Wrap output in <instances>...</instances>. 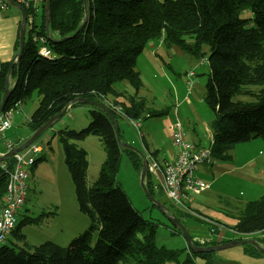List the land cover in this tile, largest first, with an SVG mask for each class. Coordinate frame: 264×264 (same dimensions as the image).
<instances>
[{
  "label": "trees",
  "instance_id": "16d2710c",
  "mask_svg": "<svg viewBox=\"0 0 264 264\" xmlns=\"http://www.w3.org/2000/svg\"><path fill=\"white\" fill-rule=\"evenodd\" d=\"M45 1L22 2L28 23L19 70L17 66L11 69V61L0 59V104L9 72V78L14 80L10 82L12 93L5 110L19 101L23 103L33 90L39 93V105L28 120L32 133L78 97L105 104L118 122L122 116L167 114L168 110L149 106L138 93L143 86L138 58L150 42L161 41L198 59L207 56L210 68L204 100L214 112L209 146L216 158L231 159V151L238 143L257 137L264 139V0H87L86 21L83 0H52L50 35L46 29ZM10 6L6 2V7ZM246 13L249 16L245 17ZM19 36L20 30L17 51ZM42 45L50 49V56L39 52ZM125 80L137 90L136 95L117 89L116 83ZM238 96L252 99L242 100ZM113 105L122 106L124 114L114 110ZM90 114L87 127L77 130L65 126L56 132L64 147L79 208L90 218L89 227L68 246L52 240L32 245L18 222L11 233L23 245L7 239L0 245V264H166L177 259L179 250L156 242L160 223L145 218L133 206L117 179L123 152L139 173L142 157L119 144L114 125L104 111L91 106ZM89 135L98 136L106 151L101 171L92 184L88 178V152L75 142ZM44 158L43 153L34 166ZM7 161L6 169L0 165L1 204L15 158ZM146 183L157 199L164 196L150 171ZM167 205L184 222L187 214L170 202ZM236 217V225L226 231L232 229L240 234L238 239L264 230V192L240 206ZM41 219V215H26L23 223L39 225ZM172 230L181 233L175 226ZM222 241L194 242L215 245ZM261 244L264 246V237ZM192 253L206 258V264H216L214 252ZM188 262L193 263L190 258Z\"/></svg>",
  "mask_w": 264,
  "mask_h": 264
},
{
  "label": "rangeland",
  "instance_id": "374dc122",
  "mask_svg": "<svg viewBox=\"0 0 264 264\" xmlns=\"http://www.w3.org/2000/svg\"><path fill=\"white\" fill-rule=\"evenodd\" d=\"M244 15L245 17L249 16L248 13ZM21 21L22 12L15 6L0 8L1 60L12 58L16 53L15 48ZM150 48L156 49L153 51ZM159 48H173L174 50H165L160 54ZM175 48L178 47H167L164 43L157 45H150L149 43L146 45L145 50L140 55L141 57L139 56L141 61H137V69L140 71L141 79L144 82V87L142 86L138 93L140 96H145L149 106L155 107L154 103L167 105V108L171 109L173 113L176 108V111L183 113V108L172 104V101H177L178 95L182 99L186 96L194 97L195 93L198 94L199 97L195 95L196 99H194L197 102H195L197 107L189 114L190 118L183 120L184 125L181 123L188 131V135H191L193 125H195V128L197 127L200 134L208 135L210 134L209 121L211 120V115L214 117V112L204 100L207 74L210 68L207 56L198 59L184 53L182 50L177 52ZM155 55L159 61L155 60ZM191 72L195 73L194 76L190 75ZM117 83L122 90H125L126 86L134 88L127 80ZM253 87L257 88L256 86ZM136 94L137 90L135 89L134 95ZM237 98L242 100L252 99L249 96H238ZM39 99L38 91L33 90L30 95L25 97L23 103L21 102L24 111L15 112L12 127L5 133L8 138L22 137L28 139L31 136L32 132L28 126L29 119L27 117L30 118L38 107ZM90 108V105L82 103L71 107L62 118L65 122L63 127L68 126L77 130L87 127L91 120ZM204 113L208 115L201 119L200 115ZM156 119L158 118L146 116L140 119L143 124L141 137L140 131L132 125L130 120L119 117L121 136L125 137V141L128 144L140 149L145 154L144 135L148 144L152 145V140L155 137L167 148L171 144V140L164 132V126L154 130L155 127L152 126V123ZM56 125L32 144L40 146L42 150L39 153H31V156L37 158L44 153L45 158L30 169L28 177L29 189L25 204L27 210L25 213H21V210V214L18 216L20 231L27 235V240L32 245L52 240L68 246L74 237L82 233L90 225L89 216L79 208L75 184L65 160L63 144L56 133ZM190 139H194L193 135L190 136ZM263 140L261 137L254 138L252 141L249 140L254 145L250 148L251 150L246 152L244 148L248 145L245 142L248 141L238 143L236 149L234 148L235 150L231 151L232 159L217 158L213 169H202L201 176L212 181L211 189L208 192L205 191L202 195H195L196 201L192 204L193 208L204 211L206 216L212 217V219L223 223L228 228L235 226L239 207L243 206L245 202L259 198L264 192V177L262 173V169H264V152L261 153L264 150ZM49 141L50 143H48ZM75 142L88 152V178L89 184H92L98 177L102 163L106 158L105 148L96 135H89ZM206 143L203 139V145ZM30 147L21 151L20 154H28ZM5 148L4 143L0 141V152L4 153ZM250 159L255 161L253 160L251 161L252 164H249L248 161ZM4 164L9 167L7 160H5ZM152 176L158 187L162 189L159 178L154 174ZM117 179L128 193L133 206L141 211L145 218L153 219L160 223L156 234L157 244L179 250L177 259L168 260L166 264H206L207 259L193 254L186 238L181 234L182 232L174 233L172 230L173 225L169 219L157 206H153L152 201L142 188L140 173L134 168L126 152H123ZM219 193L222 194L220 195ZM160 200L166 206L170 202L165 194L164 196L162 195ZM27 212L32 217L41 215L43 218L41 223L39 225L23 223ZM57 212L58 215H56ZM184 214L187 215L183 217V220L191 231L194 241L201 235L210 234L208 231L209 224L206 221L186 211ZM253 236L259 239V242L262 241V236L259 233L256 232ZM239 237L240 234L229 231L224 234L223 240L230 241ZM96 239L97 236H95L93 243H95ZM8 241H18L19 245H23L18 237L13 234L10 235ZM214 256L216 264H264V254L251 243L239 244L214 251ZM189 258L193 263L188 262Z\"/></svg>",
  "mask_w": 264,
  "mask_h": 264
},
{
  "label": "built area",
  "instance_id": "2783aa9c",
  "mask_svg": "<svg viewBox=\"0 0 264 264\" xmlns=\"http://www.w3.org/2000/svg\"><path fill=\"white\" fill-rule=\"evenodd\" d=\"M23 1L28 3L30 0H20V3ZM0 4H2L3 8L6 7L5 0H0ZM39 52L44 56H50V49L45 45L39 47ZM113 107L119 114H124L122 106L113 105ZM21 110H23V107L21 101H19L15 107L8 110L4 109L0 113V141L6 147L5 152L20 146L25 140L21 137L8 138L5 135L6 131L12 127L15 112ZM27 118L30 119L29 117ZM125 118L130 120L132 125L140 131L142 137L141 120L128 116ZM170 132L176 149L174 158L161 164L155 157H147L149 171L159 178L165 196L175 208L182 212L186 211L194 214L209 224L210 234L197 240L202 244L212 240L220 241L228 228L220 222L204 216L192 206L195 201V195L203 193L210 186L208 180L201 176V170L212 168L217 158L212 154L210 146H199L189 140L180 122L170 125ZM32 144L28 146H31L28 154L21 155L20 151L13 156L15 161L10 171L4 204L0 208V245L7 241L8 235L16 227L18 216L27 199L30 169L38 158L31 156V153H39L42 150L40 146ZM5 152H0V155L5 154ZM4 163L5 161H2L0 164L2 168L6 169L7 167ZM230 231L233 230L230 229Z\"/></svg>",
  "mask_w": 264,
  "mask_h": 264
},
{
  "label": "water",
  "instance_id": "95a60500",
  "mask_svg": "<svg viewBox=\"0 0 264 264\" xmlns=\"http://www.w3.org/2000/svg\"><path fill=\"white\" fill-rule=\"evenodd\" d=\"M7 3H9L12 6H15L22 12V21L20 25V37H19V43H20V48L17 53V55L13 58L11 61V69L14 66H17L18 70L20 68V60L23 56L24 48H25V41H26V33H27V23H28V14L27 10L23 6L22 3L16 1V0H5ZM84 1V6L86 10V16H85V21L87 20L88 17V3L87 0ZM52 0H46L45 1V19H46V29L48 35H50V22H51V16H52V8H51ZM85 22H83L79 28L81 30L84 26ZM19 72V71H18ZM10 73L6 81V88L5 92L2 97V101L0 104V113L5 109L7 101L9 99L10 94L12 93V89L10 88ZM76 102H81L84 104H88L91 106H95L96 108L101 109L104 111L112 121L117 139L119 141V144L124 147V148H129L132 150H135L140 154L142 157V170L140 172V178H141V185L148 196V198L162 211V213L169 219V221L172 223L173 226L178 228L184 237L186 238L187 244L191 250L194 252L202 253V252H214L218 251L227 247L239 245V244H245V243H251L254 244L257 249L264 254V246L256 239V238H242V239H234L230 240L227 242H222L219 244L215 245H198L194 242V239L192 237L191 231L187 227V225L180 220V218L175 214V212L168 206H166L161 200L157 199L150 191V189L147 186L146 183V178L148 174V159L146 154L141 151L140 149L128 144L125 140H123L121 133H120V127H119V122L118 119L116 118L115 114L112 112V110L107 107L105 104L92 100L89 98L85 97H78L74 99L71 103H69L61 112L58 114L52 116L45 124H43L38 130H36L32 135L25 140L20 146L15 147L13 150L6 152L5 154L0 155V162L7 160L10 157H13L16 153L22 151L35 141H37L46 131H48L50 128H52L55 124H57L67 113L69 110V107L76 103Z\"/></svg>",
  "mask_w": 264,
  "mask_h": 264
},
{
  "label": "crops",
  "instance_id": "0c3cea01",
  "mask_svg": "<svg viewBox=\"0 0 264 264\" xmlns=\"http://www.w3.org/2000/svg\"><path fill=\"white\" fill-rule=\"evenodd\" d=\"M163 42H150V45H157V44H162ZM150 49H152L153 51L156 49V48H150ZM169 49H173V48H159L158 50H159V53L161 54V53H163L165 50H169ZM15 50H16V48H15ZM174 50V49H173ZM175 50L177 51V52H180L181 50L179 49V48H175ZM17 53H18V51L16 50V53L14 54V56L12 57V58H9V59H5L6 61H12L13 60V58L17 55ZM143 53V52H142ZM152 54V53H151ZM142 55V54H141ZM141 57V56H140ZM139 57V60L138 61H141V58ZM155 57V60L156 61H159L158 60V57L155 55L154 56ZM194 74L195 73H190V75H193L194 76ZM142 77V76H141ZM143 80V79H142ZM10 82L12 83V82H14V80H12V79H10ZM144 83V82H143ZM117 89H119L120 91H124L126 94H129V95H134L135 94V89L131 86V88H129V87H127L126 86V89L124 90H122V89H120V85H118V83H117ZM144 87V86H143ZM195 95L197 96V97H199V95L198 94H196L195 93ZM195 95H194V97H192V96H186V97H183L182 99L179 97V95H178V97H177V101H172V104L173 105H178L179 107H181V108H183V113H181L180 111H176V109H175V111H174V113H173V111H171V109L169 110L167 107V105H158L157 103H154V106L155 107H152V108H157V109H162V110H168V112H167V114H165V115H160V116H153V117H156V118H158V119H156V121L155 122H153L152 123V126L153 127H155V129L154 130H156V128H160V127H162V126H164V132H166V134L169 136V138H170V140H171V144L167 147V148H165L161 143H160V141H159V139L158 138H153V140H152V145H150V144H148V142H146L145 141V135H144V137H143V144H144V146H145V152H146V156L147 157H149V156H153V157H155L156 159H158L159 160V162L161 163V164H164V162L165 161H171L173 158H174V156H175V152H176V149H175V146L173 145V142H172V136H171V133H170V125H172V124H175V123H177V122H182L183 123V120H185V119H188V118H190L189 117V114L191 113V111L192 110H194L197 106H196V101H194V99H196V97H195ZM139 96H140V94H139ZM173 96V95H172ZM140 97H143V98H145V96H140ZM146 99V98H145ZM156 99V98H155ZM147 100V99H146ZM175 100V99H174ZM196 102V103H195ZM147 104H148V101H147ZM149 105V104H148ZM74 106H76V105H73V106H71V107H74ZM71 107H69V110H70V108ZM91 109V108H90ZM68 110V111H69ZM22 111H24V108H23V110ZM27 115V114H26ZM208 114H202V115H200L201 116V119H204V116H207ZM187 117V118H186ZM121 118H123V119H126L124 116H122ZM90 119H91V117H90ZM141 119V118H140ZM212 119H213V116L211 115V120L209 121L210 122V124H211V121H212ZM182 123H181V125H182ZM198 123V122H197ZM65 125V122L63 121V119H61L58 123H57V125H56V129L58 130L59 128H61V127H63ZM183 125H184V123H183ZM182 125V127H183V130H184V132H185V134H186V136H187V138L189 139V140H191V141H193V142H195V143H197L199 146H209V144H210V140H211V136H212V131H211V128H210V134H208V135H206V134H204V133H202V134H200V131L197 129V127L195 128V125H193L192 126V131H191V135H193V137H194V139H190V136L191 135H188V131L186 130V128H185V126H183ZM142 126H143V124H142ZM141 129H142V127H141ZM57 130H56V132H57ZM187 131V132H186ZM32 132V131H31ZM52 134V133H51ZM155 134V133H154ZM32 135V134H31ZM155 136V135H154ZM123 137V139L125 140V137L124 136H122ZM22 138V137H21ZM23 139H25V138H23ZM203 139L207 142L205 145H203ZM27 140V139H26ZM252 141V140H251ZM245 143H247L246 145H248V146H246V148H244L245 149V152L246 151H248V150H251L250 148L252 147V145H254L253 143H251L250 141H248V142H245ZM78 144V143H77ZM79 145V144H78ZM162 147H164V148H162ZM235 149H236V146H235ZM235 149H233L232 150V152L235 150ZM264 152V150H262L261 151V153H263ZM231 155H232V153H231ZM232 158H233V155H232ZM231 158V159H232ZM254 159H250L249 161H248V163L249 164H252V162L251 161H253ZM216 161H217V159H216ZM255 161V160H254ZM215 165V164H214ZM214 165H213V167H214ZM213 167L212 168H210V169H213ZM210 169H208V170H210ZM262 173H263V177H264V169H262ZM207 180V179H206ZM208 182L210 183V186H209V188L207 189V190H205V191H209L210 189H211V184H212V181H209L208 180ZM29 189V188H28ZM204 191V192H205ZM203 192V193H204ZM206 192V193H207ZM203 193H201V194H199V195H202ZM220 195L222 194V193H219ZM224 197V196H223ZM27 201V200H26ZM195 201H196V198H195ZM194 201V202H195ZM25 204H26V202H25ZM25 204H24V206L22 207V212L21 213H25L26 212V207H25ZM2 205H3V203L2 204H0V208L2 207ZM199 211V210H198ZM201 214H203L204 216H206V213L204 212V211H199ZM20 213V214H21ZM184 213V212H183ZM27 215H31V214H29L28 212H27ZM56 215H58V212H57V214ZM34 217H36V216H34ZM206 217H208V216H206ZM209 218V217H208ZM211 219H212V217H210ZM43 219V218H42ZM214 220V219H213ZM214 221H216V220H214ZM219 222V221H218ZM221 224H223V223H221ZM224 225V224H223ZM225 226V225H224ZM13 233V232H12ZM12 233H10L9 235H8V240H9V237H10V235H12ZM257 233H259L262 237L261 238H263L264 237V230H262V231H260V232H257ZM254 234V233H253ZM253 234H250L247 238H256V237H254L253 236ZM208 236V234H206V235H201L198 239L200 240V239H202V238H205V237H207ZM224 236V235H223ZM223 238L224 237H222V240H223ZM257 240H259V239H257ZM222 242H227V241H225V240H223ZM261 242V241H260ZM215 256L213 255V258H214ZM214 259H216V258H214Z\"/></svg>",
  "mask_w": 264,
  "mask_h": 264
},
{
  "label": "clouds",
  "instance_id": "9594fccd",
  "mask_svg": "<svg viewBox=\"0 0 264 264\" xmlns=\"http://www.w3.org/2000/svg\"><path fill=\"white\" fill-rule=\"evenodd\" d=\"M140 119V118H139ZM25 141V140H24ZM149 171V170H148Z\"/></svg>",
  "mask_w": 264,
  "mask_h": 264
}]
</instances>
